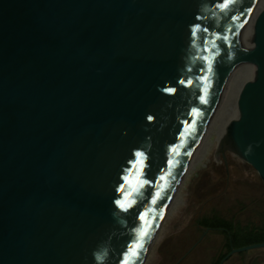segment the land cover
<instances>
[{"label": "water", "instance_id": "95a60500", "mask_svg": "<svg viewBox=\"0 0 264 264\" xmlns=\"http://www.w3.org/2000/svg\"><path fill=\"white\" fill-rule=\"evenodd\" d=\"M222 2L0 0V264H143L251 53L215 158L228 150L264 182V0ZM121 186L136 193L127 212Z\"/></svg>", "mask_w": 264, "mask_h": 264}, {"label": "rangeland", "instance_id": "374dc122", "mask_svg": "<svg viewBox=\"0 0 264 264\" xmlns=\"http://www.w3.org/2000/svg\"><path fill=\"white\" fill-rule=\"evenodd\" d=\"M246 63L236 67L229 77L215 110L214 121L201 140L143 264H175L202 236L203 242L183 264H214L223 250L225 238L222 234L212 231L204 234L205 231L198 229L201 219L214 214L227 221H236L241 226L263 224L264 182L258 173L228 150L224 152L227 168L222 152L218 155V162L215 158L219 128L225 114L230 113L235 82ZM223 252L226 253L225 250ZM224 264H264V248L235 253Z\"/></svg>", "mask_w": 264, "mask_h": 264}, {"label": "trees", "instance_id": "16d2710c", "mask_svg": "<svg viewBox=\"0 0 264 264\" xmlns=\"http://www.w3.org/2000/svg\"><path fill=\"white\" fill-rule=\"evenodd\" d=\"M198 225L222 234L225 238L223 250L220 251L214 264H221L234 249L264 244V222L260 226H241L236 221H227L222 216L214 214L211 217L201 219ZM224 250L226 253L223 252Z\"/></svg>", "mask_w": 264, "mask_h": 264}, {"label": "snow or ice", "instance_id": "6c2138e0", "mask_svg": "<svg viewBox=\"0 0 264 264\" xmlns=\"http://www.w3.org/2000/svg\"><path fill=\"white\" fill-rule=\"evenodd\" d=\"M233 3V0H223V2L221 4H219V7L223 10V9H227L229 7V5ZM197 19H202L201 17H198ZM202 31V32H207L208 29L206 27H202L199 24H194L193 25V34L196 33V31ZM181 84H184L185 81L181 80L180 81ZM169 91L175 92V89H170ZM205 103L207 102L206 100L204 101ZM173 151H175V148L173 149ZM136 157L138 158H143L146 159V157L144 156L143 152H137L135 153ZM130 163L135 164L136 161H130ZM141 163V170H140V175L137 177L135 183L133 184V182L130 180L129 177L125 176L123 177V179L129 183V184H133V187L135 189H139L142 188L144 185L149 184L150 182L148 180L145 179H141L140 177L143 176V167L145 166L143 164V160L140 161ZM171 163V161L169 162ZM131 171V170H129ZM160 180L163 181L165 180V176H160ZM119 191L121 193L124 194V199L123 200H118L117 201V205L125 212H127L130 208H132L135 204H136V200L135 199H130L131 197H133L136 193L134 192H126L125 188L123 186L120 187ZM162 198L160 196V193L157 192L156 196L153 198V203H156L157 199ZM127 202V203H126ZM139 212V210H137ZM139 219L147 224V213L146 212H139ZM150 235V226L149 228H146L144 231H142L140 233V240L134 241L131 245L128 246L129 252H131V254L133 256H136L137 258L139 257L140 253L143 251V240L146 239L148 236ZM122 264H130L129 260H128V253H125V257L124 260L122 261Z\"/></svg>", "mask_w": 264, "mask_h": 264}, {"label": "flooded vegetation", "instance_id": "af4514ba", "mask_svg": "<svg viewBox=\"0 0 264 264\" xmlns=\"http://www.w3.org/2000/svg\"><path fill=\"white\" fill-rule=\"evenodd\" d=\"M199 226V225H198ZM198 229H202L203 231H205V233L206 232H211V230H209V229H206V228H204V227H201V226H199L198 227ZM204 233V234H205ZM203 239H204V236H202L200 239H198V240H196V242L194 243V245L192 246V248H191V250L190 251H188L177 263H175V264H183L186 260H187V258H188V256H189V254L194 250V249H196L202 242H203ZM226 259V258H225ZM224 259V260H225ZM230 258H228L225 262H227L228 260H229ZM223 260V261H224ZM222 261V262H223ZM224 262V263H225ZM223 263V264H224ZM222 264V263H221Z\"/></svg>", "mask_w": 264, "mask_h": 264}, {"label": "bare ground", "instance_id": "6f19581e", "mask_svg": "<svg viewBox=\"0 0 264 264\" xmlns=\"http://www.w3.org/2000/svg\"><path fill=\"white\" fill-rule=\"evenodd\" d=\"M261 16H262V14H258V15H256L255 21H256L257 18H260ZM251 54H252V53H251ZM251 54H250V55H251ZM250 55H248V56L245 58L246 61L244 60V62H247V61H248ZM244 62H243V64H244ZM243 64H241V65H243ZM244 67H245V65L241 67V70H242V71H243ZM239 69H240V68H239ZM240 72H241V71H240ZM236 75H237V74H236ZM238 75H239V72H238ZM236 80H237V79H236ZM235 83H237V82H235ZM232 94H233V93H232ZM217 114H218V113H217ZM216 116H217V115H215V117H216ZM225 116H226V117H224V118L227 119L228 116H229L228 113H226ZM225 119H224V120H225ZM213 121H214V118H213L212 121L210 122L209 127L212 125ZM209 127H208V129H209ZM205 138H206V137H205ZM203 140H204V139H203ZM203 140H202V141H203ZM200 143H201V142H200ZM194 156H195V155H194ZM192 161H193V160H192ZM184 177H185V176H184Z\"/></svg>", "mask_w": 264, "mask_h": 264}]
</instances>
